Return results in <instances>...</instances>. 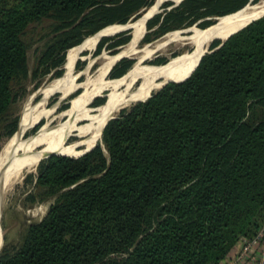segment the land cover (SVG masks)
<instances>
[{"label":"trees","instance_id":"obj_1","mask_svg":"<svg viewBox=\"0 0 264 264\" xmlns=\"http://www.w3.org/2000/svg\"><path fill=\"white\" fill-rule=\"evenodd\" d=\"M152 1L0 0V119L26 61L22 35L30 24L55 17L65 29L79 18L69 32L86 29L90 39L112 24L128 23ZM248 3L181 0L145 22L142 41L197 21L205 29ZM127 31L106 37L116 38L111 48L128 42ZM106 38L99 39L97 53ZM82 42L54 43L42 61L58 52L61 62L68 48ZM130 65L120 59L110 78ZM30 201L47 203L45 214L27 226L13 253L0 254V264L225 261L264 223V17L213 41L184 81L166 83L107 121L87 153L48 157Z\"/></svg>","mask_w":264,"mask_h":264},{"label":"rangeland","instance_id":"obj_2","mask_svg":"<svg viewBox=\"0 0 264 264\" xmlns=\"http://www.w3.org/2000/svg\"><path fill=\"white\" fill-rule=\"evenodd\" d=\"M261 1L263 0L248 3L243 8L247 9ZM152 2L151 6L139 12V15L131 18L128 23L112 24L99 31L97 36L103 31L107 32L106 35L114 36L115 34H112L123 26H131L126 34L129 39L127 43L111 48L116 38L107 39L109 36H106V39L100 42L99 53L96 50L99 42L97 36L87 39L90 36L85 37L86 29L69 32L79 18L71 23V27L65 29L61 28L60 21L55 17L42 18L30 24L22 35L28 46L26 61L23 69L11 82L13 102L7 114L0 119V154L8 141L29 121L31 126L22 135L21 143L37 139L39 144L36 150L40 151L54 138L59 137L66 128L72 126L70 135L64 140V147L68 151L62 153L71 157L78 156L91 148L88 144L90 132L105 111L116 106L117 102H127L131 96L140 92V88L145 97L159 89L170 78L152 80L153 82H147L145 79L159 72L165 73L169 66L178 62L188 63L197 50V46L191 43L193 38L199 37L203 31L215 28L223 18L243 9L215 18V21L213 19L214 23L205 29L197 27L200 22L197 21L189 27L165 32L145 43L142 39L147 32L145 20L149 11L158 4L155 10L158 14L180 3L179 0ZM166 3L168 5L163 7ZM153 30L154 28L149 31ZM76 39H83V42L68 48L61 62L58 52H54L50 59L42 61L49 46L54 43L60 46L64 42ZM215 40L223 39L217 38L209 42L205 52ZM123 56L131 62L130 67L120 77L110 78V69ZM177 68V65L174 66V69ZM99 100H103V104L95 105ZM137 101L110 118L117 116L119 112L128 109ZM37 125L38 128L33 132ZM98 140L99 133L95 143ZM46 159L45 157L41 159L34 168L24 172L16 182L4 190L0 201V254L13 253L21 245L27 226L40 220L45 214L47 203L31 202L30 197L40 166Z\"/></svg>","mask_w":264,"mask_h":264},{"label":"bare ground","instance_id":"obj_3","mask_svg":"<svg viewBox=\"0 0 264 264\" xmlns=\"http://www.w3.org/2000/svg\"><path fill=\"white\" fill-rule=\"evenodd\" d=\"M157 7H158V4L155 5L154 8L149 11L147 17L153 12H155ZM263 12H264V0L258 3L257 5L248 7L247 9L243 8L242 10L236 12L235 14L223 18L215 28L211 30L203 31L199 37H195V38L192 37L193 39L191 43L197 46V50L190 57L188 63L184 64V62H180V63L178 62L171 67L169 66L165 73L159 72L156 75L146 78L145 81L153 82L152 80L169 79V78L170 79L168 81H171V79L178 76V74L183 72L184 70L194 68L200 56L205 52V48L209 44V42L217 38H221L224 40L228 35L233 33L235 30L241 28L243 25H245L252 19L256 18L257 15ZM126 27H128L129 29L131 28L130 25H125L122 27V29ZM106 33L107 32H104V31L101 32L97 36V39L99 40L100 37L102 35H106ZM176 65L178 66V68L174 69V66ZM141 89L142 88H140V92L138 91V93L135 94V96L133 97L131 96V98L127 100V102L125 103L117 102L115 104L116 106L110 107L109 108L110 110L105 111L104 114L100 116L99 120L95 123V125L92 128V132H90L91 136L88 140V144L90 147L94 145L97 135L102 125L107 120H109L111 116H113L119 110L125 107H128L132 102L143 97L142 95L143 91H141ZM144 99H141V100H144ZM82 101L83 102H81V105L84 104V100ZM30 126L31 124L29 123V121H27L24 127H22L23 129H20V131L16 134V136L10 139L1 151V154H0V201L4 194V190L10 187L12 183L16 182L24 172L29 171L32 168H34L41 159L48 156V154H53V153L66 155L64 153L62 154V152H65V150L68 151V149L64 147V140L70 135L72 126L66 128L64 132L61 135H59V137H57L56 139L54 138V140L50 144H48L44 148L42 147V150L40 151L36 150L39 144L38 143L39 140L37 139L30 141V142H26L25 144L21 143L22 135L26 133V131L30 128Z\"/></svg>","mask_w":264,"mask_h":264},{"label":"built area","instance_id":"obj_4","mask_svg":"<svg viewBox=\"0 0 264 264\" xmlns=\"http://www.w3.org/2000/svg\"><path fill=\"white\" fill-rule=\"evenodd\" d=\"M252 249H257L258 254L250 255ZM247 254H249V259L256 258L259 260V262H264V223L250 241L244 244L241 243V249L238 254L234 255V257L231 260L227 261L226 264H238V262Z\"/></svg>","mask_w":264,"mask_h":264},{"label":"water","instance_id":"obj_5","mask_svg":"<svg viewBox=\"0 0 264 264\" xmlns=\"http://www.w3.org/2000/svg\"><path fill=\"white\" fill-rule=\"evenodd\" d=\"M164 1H168V0H164ZM181 0H179V2H180ZM252 1H254V0H249V3H252ZM178 2V3H179ZM154 14H156V12H153L152 14H150L148 17H147V19H146V21L151 17V16H153ZM261 17H264V12L263 13H261V14H259V15H257V17L256 18H254V19H252L251 21H249L248 23H246L245 25H243L241 28H239V29H237V30H235L233 33H231L230 35H228L224 40H220V42H223V41H225L229 36H231L232 34H234V33H236V32H238V31H240L242 28H244L246 25H248V24H250L251 22H253V21H255V20H257V19H259V18H261ZM214 21H215V19H214ZM127 30H129V28L128 27H126V28H123V29H120V30H118V31H116V32H114L112 35H114V34H117V33H120V32H124V31H127ZM111 35V34H110ZM106 36H109V34H107V35H102L100 38H102V37H106ZM206 52H204L203 54H205ZM203 54L200 56V58L203 56ZM122 58H125V57H121V58H119L116 62H118L120 59H122ZM200 58L198 59V61H197V63H196V65H195V67L197 66V64H198V62H199V60H200ZM115 62V63H116ZM114 63V64H115ZM113 64V65H114ZM195 67L191 70V72L185 77V78H183L182 80H179V81H167V82H165V83H163L161 86H160V88L162 87V86H164L166 83H168V82H181V81H184L185 79H187L188 77H189V75L192 73V71L195 69ZM150 96V94L144 99V100H140V101H137V102H141V101H145L148 97ZM136 102V103H137ZM113 118V117H112ZM112 118H110V119H112ZM109 119V120H110ZM109 120H107V121H109ZM106 121V122H107ZM106 122L103 124V126L101 127V129H100V131H99V135H100V132H101V130H102V128L104 127V125L106 124ZM95 145V144H94ZM94 145L91 147V148H89L88 150H85V151H83L81 154H79L78 156H75V157H79V156H81V155H83V154H85V153H87L88 151H90L93 147H94ZM52 155H61V154H49L48 156H46L45 158H48V157H50V156H52ZM61 156H67V155H61ZM70 157V156H69Z\"/></svg>","mask_w":264,"mask_h":264},{"label":"crops","instance_id":"obj_6","mask_svg":"<svg viewBox=\"0 0 264 264\" xmlns=\"http://www.w3.org/2000/svg\"><path fill=\"white\" fill-rule=\"evenodd\" d=\"M240 249H241V243L235 244V246L232 248L231 252L229 253L227 259L225 261L221 262L220 264H226V262L229 261V260H231L234 257V255L238 254V252L240 251ZM250 253H249L250 255H254V254L257 255L258 254V251H257V249H252ZM249 254L245 255V257L242 258L238 262V264H264V262L261 263L256 258L249 259V256H248Z\"/></svg>","mask_w":264,"mask_h":264}]
</instances>
